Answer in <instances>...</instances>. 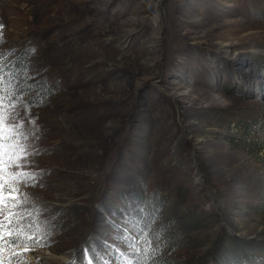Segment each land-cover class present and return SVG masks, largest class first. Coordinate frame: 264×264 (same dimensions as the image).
I'll use <instances>...</instances> for the list:
<instances>
[{
  "label": "rangeland",
  "instance_id": "1",
  "mask_svg": "<svg viewBox=\"0 0 264 264\" xmlns=\"http://www.w3.org/2000/svg\"><path fill=\"white\" fill-rule=\"evenodd\" d=\"M0 26L3 91L24 122L5 124L6 166L22 154L16 131L28 137L5 187L27 210L14 230L39 238L6 245L3 264H86L85 250L135 263L144 238L126 215L152 194L219 216L200 243L220 228L264 241L248 208L264 192V138L245 132L264 123V0H0Z\"/></svg>",
  "mask_w": 264,
  "mask_h": 264
},
{
  "label": "trees",
  "instance_id": "2",
  "mask_svg": "<svg viewBox=\"0 0 264 264\" xmlns=\"http://www.w3.org/2000/svg\"><path fill=\"white\" fill-rule=\"evenodd\" d=\"M251 126H246L247 134L258 133L264 138V123L259 128ZM262 150L264 141L259 145V152ZM258 160L264 164V155L258 156ZM141 201L134 203V208L129 209L126 215L129 220L134 216L132 224L136 226L139 240L144 238L139 258L132 264H152L149 257L159 261V264H218L224 255L232 264H242L245 259H249L248 263L251 264H264V241L235 239L220 228L215 240L207 235L200 243L202 232L219 224L220 219L216 213L186 209V200L183 198L161 199L152 194L146 204ZM248 208L258 217L264 218V192L261 202L249 205ZM202 248L206 249L205 252L201 251ZM257 255L260 259L254 261Z\"/></svg>",
  "mask_w": 264,
  "mask_h": 264
},
{
  "label": "snow or ice",
  "instance_id": "3",
  "mask_svg": "<svg viewBox=\"0 0 264 264\" xmlns=\"http://www.w3.org/2000/svg\"><path fill=\"white\" fill-rule=\"evenodd\" d=\"M2 27V26H0ZM0 42H2V37H0ZM13 68L16 67V64L12 65ZM27 71V69H24ZM8 77V83H11L12 80V72L5 67L3 57H0V144L3 141V130L5 128V124L7 123V127L13 130H19L23 125V121L19 119V114L11 111L15 109L17 101L11 99V97H6L3 91V86L5 84V77ZM17 79V83H18ZM19 96H23L24 93H18ZM6 100L8 101L6 104ZM9 109L8 121L4 120L3 114L5 108ZM15 140L17 144L21 145L22 154L20 156L15 157V161H17L14 165L9 164L5 165L3 160V152L0 150V264H3V253L5 251L6 245L13 249L23 248L24 251H28L30 247L35 246L39 243V238H33L31 235L25 237L24 239L20 238L19 231L14 230L13 221H22L24 219V213L27 211L26 209H20L17 207L19 201L17 199V194L20 192L19 187L8 188L6 189L7 179L5 176L6 167L11 169L13 166L17 169H20V172H10L11 176L15 178L23 172V169L27 167V156H28V145L25 141L28 139L27 134L24 132L16 131L15 136L12 138ZM19 161H24L23 164L19 163ZM35 179L34 174L30 177L25 174V179ZM27 187V184H25ZM9 201L11 203H9ZM7 237V240H6ZM139 240V237H137ZM32 240V244H28L26 241ZM135 252H138L139 249L135 248V245H132ZM85 258L86 264H94V260L92 256L89 254L88 250H85ZM152 264H159V261L154 260L149 257ZM18 264H22V261H18Z\"/></svg>",
  "mask_w": 264,
  "mask_h": 264
},
{
  "label": "water",
  "instance_id": "4",
  "mask_svg": "<svg viewBox=\"0 0 264 264\" xmlns=\"http://www.w3.org/2000/svg\"><path fill=\"white\" fill-rule=\"evenodd\" d=\"M212 264V263H211Z\"/></svg>",
  "mask_w": 264,
  "mask_h": 264
}]
</instances>
